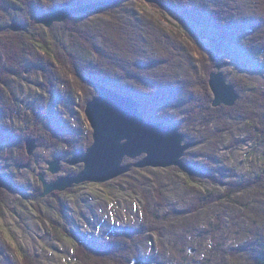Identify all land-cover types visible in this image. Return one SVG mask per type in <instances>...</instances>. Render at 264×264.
Listing matches in <instances>:
<instances>
[{
	"label": "rangeland",
	"instance_id": "obj_1",
	"mask_svg": "<svg viewBox=\"0 0 264 264\" xmlns=\"http://www.w3.org/2000/svg\"><path fill=\"white\" fill-rule=\"evenodd\" d=\"M50 1L76 6L75 0ZM40 2L49 0H0V26L5 27L0 29V166H4L0 178L10 187L0 188V248L18 259L24 252L42 264H80L74 256L78 243L110 241L124 227L139 224L144 210L152 211L154 206L161 213L178 214L170 226L188 229L182 245L191 264H204L212 243L205 239L199 247L198 229L205 232L214 227L219 214L229 230L225 249L244 243L250 214H244L241 202H246L247 192L234 202L213 204L195 216L186 215V210L195 201L199 206L204 196L220 195L231 182L264 171V139L249 140L252 121L245 113L254 103L264 109V29L257 33L251 27L245 33L249 24L240 27L241 35L224 44L216 63L210 60L209 42L201 38L204 27L198 23L205 25L212 20V11L228 5L246 16L259 13L258 20L264 23V0H175L176 7L170 5V12L161 0H101L83 3L107 5L100 12L71 16L51 27L37 24L32 29L30 22L41 10ZM15 18L19 20L12 21ZM14 24L20 26L17 32L9 28ZM204 61L212 65V73L220 66L227 83L240 95L228 107L237 105L235 111L208 127L201 117L185 118L191 112V93L196 100L203 96L202 84L208 75ZM212 73L208 84L214 101ZM97 85L130 87L149 94L159 103V110L152 109V104L146 110L173 118L172 123H160L177 126L185 135L184 145L195 144L183 160L190 155L220 168L221 173L210 172L212 176L207 177L186 161L201 174L190 176L176 166L139 168L134 164L146 155L126 157L123 165H133L131 170L113 180L83 182L43 196L42 176L53 183L75 178L84 170L83 162L72 165L70 161L94 143L86 108L100 95ZM140 111L145 116L141 106ZM54 135L62 140L70 137L69 147L64 143L53 146ZM90 138L92 144L87 146ZM29 139L36 141L31 155ZM56 159H60V171L53 174L49 163ZM260 197L264 199V194ZM252 206L262 210L264 200H253ZM143 238L137 257L129 264L134 259L154 264L150 257L158 251L161 239L153 233H144ZM162 240L169 241L167 235Z\"/></svg>",
	"mask_w": 264,
	"mask_h": 264
},
{
	"label": "trees",
	"instance_id": "obj_2",
	"mask_svg": "<svg viewBox=\"0 0 264 264\" xmlns=\"http://www.w3.org/2000/svg\"><path fill=\"white\" fill-rule=\"evenodd\" d=\"M98 1L101 0H75L76 6H72L74 5L73 2L62 1L60 2V4H54L50 0L48 3L40 2L39 4L42 5L41 10H39L38 13H35L32 21L30 22V25L32 26V29L38 28L39 24L37 23V19L54 9L68 6L78 7L80 5H83V3ZM161 3L165 6V11H172L173 9L170 8L172 5L176 7L175 0H161ZM179 6L183 7L181 5H178V7ZM185 6L188 9V6ZM210 14V19L212 18L214 22H211L212 20H210L211 24L210 22H205V25L200 24V22L198 24L204 27V29L201 30V38L205 42H209L207 43L209 45L207 49L209 50L211 55L210 60L216 63L220 60L218 55L223 51L224 44H226L231 39V37L241 35L240 27H246V24H249L250 27L244 29L245 33L248 32L251 27H253L251 29H254V31L257 33L260 30L264 29V23H261V21L258 20L259 13H254L252 15L248 14L246 16L243 11H240L238 8H234L228 5L227 8L223 7L220 10L212 11V13ZM197 15H200V13ZM260 17L262 18V16ZM18 20V18H15L12 21ZM24 24L26 27H28L27 23ZM3 28L5 27L0 26V29ZM9 58L11 59V57ZM202 64L206 67V73H208V75L212 73V65L206 63L205 61ZM127 74L129 76V73ZM208 75L206 77V81H204V83L202 84L203 96L200 98V100H196L195 96H193L192 93L189 92L191 93V95L188 97V102L192 103V105H190L191 112L189 115H187L188 117H185L187 121L194 120L196 117H201L202 124L205 127H208L210 124H212L215 119H221V116L223 114L232 113L233 111H235V107L237 106L236 105L234 108L223 106L214 108L212 106L213 95L209 89ZM123 77L127 78V75H124ZM129 88H123L122 86L111 87L113 91L137 100L142 110L146 112L145 116L150 121H162L165 123H172L174 121L173 118L163 114H156L155 112L154 114L149 113L146 108L150 104H152V109H155L156 111L159 110V103H157V100L151 98L149 94ZM89 100H91V98H89L87 101ZM152 100H154L155 102ZM245 113L247 117L249 116V119H251L252 121V130L249 132L251 135L249 140L255 138L264 139V109H261L259 105H256L254 103L253 107H251L250 110H247ZM27 136H29V134ZM32 136L37 137V139H39V137H42L40 135ZM54 137L55 139H53L52 141V144H54L53 146H55V144L64 143L67 145V147H69V143L67 142L69 141L70 137L66 140H62L61 136L56 137L54 135ZM91 144L92 141L90 138L87 146H90ZM73 150H75V148ZM187 156L188 157H186L185 161L187 163L193 164L195 167L200 168L203 172L206 173L207 177L212 176L210 172L212 173L216 171L221 173L220 168L216 166L215 168L210 167L209 162L202 163V161L191 159L190 155ZM3 167L4 166H0V168ZM235 184L232 182L228 184L229 187L220 195L211 194L207 195L206 197L204 196L203 200L200 201L201 204L199 206L198 201H195V203L189 206V208L186 206L188 208V210H186V215L189 213L190 216H195L200 214L201 210H208L213 204L222 205L225 203L234 202L235 198H240L239 194L242 195L247 192L246 202H241L242 206L245 208L244 214H250L247 219L248 226L250 227H247V229H245L247 240H245L244 243L235 246V248L231 247V249H225L226 241L224 237L227 236L229 230L226 229L227 225L225 224L220 214L217 215L216 217H214V227L209 226L208 228H206L209 230L205 232V229H198V236H201L202 238V240H200V237L197 238L199 239L198 246L201 247L202 242L205 239H209L212 243V246L210 247L211 249H208L207 254L205 253L204 255V264H264V209L261 210L258 209V207L253 208L252 206L253 200L256 202L258 200H264L260 197L264 194V171L254 178H248L242 182L237 181ZM15 192L17 193L16 189ZM162 204L163 201L160 202V206H162ZM161 210V208L154 206V210L150 211V209L148 210L147 207L146 210H144V217L139 224L124 227L122 229V232L115 235L112 239L110 238V241L108 240L101 242L97 240H91L87 241L85 244L78 243L76 248L77 250H75L74 255L75 259L79 261L80 264H129L133 257L136 258L138 255V246L144 239V233H153L159 236V238L161 239V243L158 246V251L156 252L154 257H150L154 264H191L189 262L190 256H188V252L184 250V246L182 245L185 243H183V241L185 236L187 235L188 229L183 226H181L180 228L179 225L178 227H176V224L170 226V223L174 221V217L177 218L178 214L172 213V211L169 210L164 214L161 213ZM201 233L202 235H200ZM165 235H167L168 237V242H164L162 240ZM195 237L196 236L194 235V238ZM21 254V259H18L17 257H15V255L12 254L11 251L0 248V264H42L37 257H31L24 252L20 253V255ZM125 256L127 257L125 258ZM187 256L189 258H187ZM147 262H149L148 259Z\"/></svg>",
	"mask_w": 264,
	"mask_h": 264
},
{
	"label": "water",
	"instance_id": "obj_3",
	"mask_svg": "<svg viewBox=\"0 0 264 264\" xmlns=\"http://www.w3.org/2000/svg\"><path fill=\"white\" fill-rule=\"evenodd\" d=\"M158 3V0H146ZM100 4L80 5L78 7H63L54 9L37 19L39 24L51 27L55 22H63L73 15L93 14L100 12ZM18 31V24L9 27ZM210 76V87L214 93V107L225 105L232 107L240 99L235 86L227 83L225 75L220 71ZM100 91L88 102L86 116L93 128L94 143L84 155L78 154L70 164L80 162L85 164L84 170L77 177L61 178L48 183L42 176L44 184L43 196L54 191H64L75 184L83 182L104 183L129 172L133 165H123L126 157L137 159L143 155L145 158L134 164L135 167H163L176 166L190 176L200 175L201 172L188 165L183 157L185 152L192 148L194 143H185V135L179 132L177 126H167L160 122H151L145 119L140 111V104L132 97L119 94L106 86L97 85ZM36 141H27L28 153L33 154ZM49 170L53 174L60 171V159L49 163ZM0 188L7 186L0 178ZM131 264H144L133 260Z\"/></svg>",
	"mask_w": 264,
	"mask_h": 264
},
{
	"label": "bare ground",
	"instance_id": "obj_4",
	"mask_svg": "<svg viewBox=\"0 0 264 264\" xmlns=\"http://www.w3.org/2000/svg\"><path fill=\"white\" fill-rule=\"evenodd\" d=\"M38 23V22H37ZM39 24V23H38ZM11 31H13V30H11ZM13 32H17V31H13ZM120 94V93H119ZM83 155V154H82ZM147 260V259H146ZM139 262H142V263H144L143 261H139Z\"/></svg>",
	"mask_w": 264,
	"mask_h": 264
}]
</instances>
